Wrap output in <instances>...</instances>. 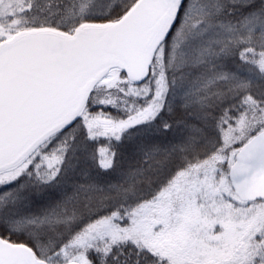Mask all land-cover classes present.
Segmentation results:
<instances>
[{
    "label": "snow or ice",
    "instance_id": "snow-or-ice-1",
    "mask_svg": "<svg viewBox=\"0 0 264 264\" xmlns=\"http://www.w3.org/2000/svg\"><path fill=\"white\" fill-rule=\"evenodd\" d=\"M0 264H264V0H0Z\"/></svg>",
    "mask_w": 264,
    "mask_h": 264
}]
</instances>
